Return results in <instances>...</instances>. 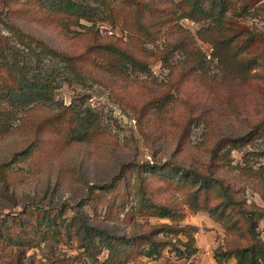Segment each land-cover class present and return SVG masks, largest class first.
<instances>
[{
    "label": "rangeland",
    "instance_id": "rangeland-1",
    "mask_svg": "<svg viewBox=\"0 0 264 264\" xmlns=\"http://www.w3.org/2000/svg\"><path fill=\"white\" fill-rule=\"evenodd\" d=\"M54 1L0 0V14L6 22H15L59 52L85 54L92 44L113 43L140 59L146 68L133 69L127 64L124 72L111 74L87 63L84 67L88 74L68 82L65 74H60L63 63L57 58L42 54L41 62H37L31 56L32 70L39 66L43 70L59 68V81L48 101L18 107L11 114L8 131L0 135V216L18 214L29 205L64 206L68 215L77 208L88 215L90 222L125 235L170 222L167 217L148 214L130 216L138 199L133 182L138 176L137 166L172 160L187 167H204L210 148L220 137L250 132L264 117V60L242 71L236 57L200 36L198 30L207 21L169 13L177 0H142L162 9L154 17L144 18L142 27L151 31L150 38L143 34V28H134L137 24L132 10L121 9L114 24L98 18L92 24L83 17L76 23L75 16L68 18L52 11ZM7 7L11 8L10 19L4 14ZM248 13L237 21L264 36V0H256ZM6 22L0 21V33L22 47ZM179 38H187L190 47L203 52L200 66L184 65L183 51L173 48ZM261 50L264 45L257 42L250 53ZM99 51L102 48L99 56L95 52L86 56L93 63L101 62L105 57ZM71 105L89 108L95 119L84 138L77 139L70 132L67 107ZM0 107L9 108V104L0 98ZM29 146L31 153L20 154ZM261 149L263 138L254 139L242 150L230 149L219 174L234 182L238 194L248 203L264 207V176L248 175L242 169L246 163L243 152ZM248 162L255 169L264 164V155L253 153ZM128 167L126 174L132 177L133 185L130 193L121 187L116 191L97 188L90 198L86 197L91 184L107 183ZM152 173L144 177L149 193L156 201L184 208L186 214L179 223L195 227L192 234L197 251L190 257H180L166 247L159 256H139L134 264H220L214 258L215 248H225L237 236L228 234L207 209L191 208L185 202V187L169 184ZM258 227L264 239V217ZM178 237L186 239L182 233ZM16 250L0 247V264H11ZM107 254L103 248L92 258L78 240L62 235L50 245L41 241L26 249L22 259L24 264H52L60 258L67 264H103ZM234 262V257L226 261Z\"/></svg>",
    "mask_w": 264,
    "mask_h": 264
},
{
    "label": "trees",
    "instance_id": "trees-1",
    "mask_svg": "<svg viewBox=\"0 0 264 264\" xmlns=\"http://www.w3.org/2000/svg\"><path fill=\"white\" fill-rule=\"evenodd\" d=\"M255 2L256 0H177L172 3L169 13L176 14L178 18L187 17L197 22L207 21V24L198 30L200 36L212 41L216 48L230 53L232 58L236 57L239 68L247 72L264 60V50L250 53V49L257 42L264 45V36L237 20L241 16L246 17ZM50 9L68 18L75 16L76 23L83 17L92 21V24H95L97 18L108 19L114 24V19L118 17L121 9L132 10L136 16L135 29L143 28L144 18H152L162 11L161 8L155 9L153 5L142 0H55ZM9 10L11 8L7 7L4 13L8 19ZM0 21L6 22L1 14ZM6 24L17 34L23 48L11 43L7 35L0 33V98L9 104V108L0 107V135L8 131L11 114L15 113L18 107L26 108L37 102L48 101L58 85L59 79L56 75L59 68L43 70L39 66L37 70H32L29 64L31 56H34L37 62H41L42 54L57 58L63 63L60 74H65L64 79L68 82L81 79L88 74L84 67L87 63L111 74L124 72L127 64L133 69L146 68L145 63L117 44L96 43L90 45L85 54H67L59 52L41 38L25 32L15 22ZM141 30L145 36L149 38L152 36L150 30L144 28ZM189 44L187 38H179L173 42V48L183 51L184 65L188 68L200 66L204 54ZM101 48L102 51L99 52L105 58L98 63L91 62L90 57L86 55L95 52L99 56L98 50ZM26 50L31 54L26 53ZM244 53L247 56L242 57ZM37 62L33 66L34 69L38 66ZM67 108L72 136L77 139L84 138L89 134V128L95 124L90 109L82 110L74 105ZM256 138L264 139V117L245 135L220 137L210 148L209 160L204 167H187L172 160H166L162 164L137 166L138 176L133 182L137 187L138 199L135 212H130V216L137 213L148 214L167 217L170 222L155 223L144 231L125 235L110 232L90 222L88 215L77 208L68 215L64 206L57 209L53 206L29 205L18 214L0 216V247L8 250L17 248L15 254L11 256V264H24L22 256L26 249L37 246L41 241L45 242V245H50L62 235L78 240L80 246L84 247L85 254L92 258H96L97 254L106 248L108 254L103 264H134L139 256H159L166 247L177 256L190 257L197 251L192 234L195 227L180 225L179 221L186 214L181 205L162 203L152 197L144 177L147 173L153 172L169 184L185 187V202L191 208L207 209L222 222L228 234L237 236V239L228 243L225 248L221 246L215 248L214 258L220 264H227L226 261L231 257L235 259L234 264H262L264 239L260 235L258 224L264 217V207L255 202L248 203L238 194L239 189H235L234 182L224 179L219 174L223 163H227L230 149L242 150ZM227 146L229 148H225ZM28 153H31L30 146L20 151L22 155ZM253 153L264 155V149L258 152L244 151L246 163L242 169L246 170L245 174L263 177L264 164L255 169L248 166ZM123 166L126 168L128 165ZM129 168L123 169L107 183L91 184L86 197L90 198L97 188L102 191H116L119 189L117 187H121L127 194L130 193L133 185L132 177L126 174ZM179 233L184 234L186 239L178 237ZM52 264H67V261L60 258L58 262Z\"/></svg>",
    "mask_w": 264,
    "mask_h": 264
}]
</instances>
